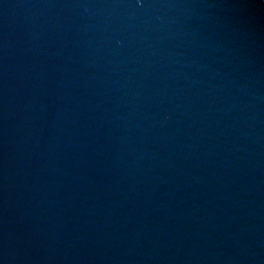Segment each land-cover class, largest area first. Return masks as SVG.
<instances>
[{"label":"water","instance_id":"1","mask_svg":"<svg viewBox=\"0 0 264 264\" xmlns=\"http://www.w3.org/2000/svg\"><path fill=\"white\" fill-rule=\"evenodd\" d=\"M0 264H264V0H0Z\"/></svg>","mask_w":264,"mask_h":264}]
</instances>
